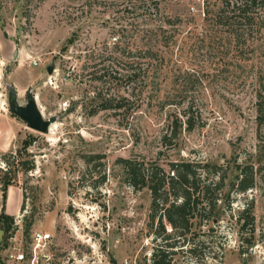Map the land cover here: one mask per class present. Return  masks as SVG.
Segmentation results:
<instances>
[{
  "label": "rangeland",
  "instance_id": "1",
  "mask_svg": "<svg viewBox=\"0 0 264 264\" xmlns=\"http://www.w3.org/2000/svg\"><path fill=\"white\" fill-rule=\"evenodd\" d=\"M85 1L32 0L24 11L23 0H3L0 9V212L6 207L15 216L24 248L34 230H47L53 235L49 257L40 264H154L160 241L172 252L171 264H264V180L246 193L232 192L230 205L220 202L218 220L208 217L210 205L205 210L200 205L186 235L163 217L166 231L156 238L163 210H153L150 188L132 186L124 168L127 159L169 175L174 163L187 160L217 163L224 171L235 148L242 155L255 148L252 90L244 88L241 71L229 64L223 48L199 39L208 30L202 0L192 8L184 4L189 0L162 4L164 12L184 13L183 31L172 48L174 55L181 51L185 67L196 70L188 95L197 98L198 107L196 127L184 126L165 140L161 136L177 108L162 105L147 82H131V33L118 30L131 19H117L102 5ZM53 62L50 74L47 66ZM96 68H104L99 78L92 73ZM163 81L162 93L173 91L172 83ZM9 84L20 104L32 91L44 117L57 116L49 133L13 115ZM97 91L123 106L96 110ZM18 150L35 166L18 173L5 200L1 167L7 166L5 154ZM252 198L256 230L249 243L238 216ZM26 218L32 221L28 233ZM2 239L0 229V245Z\"/></svg>",
  "mask_w": 264,
  "mask_h": 264
},
{
  "label": "trees",
  "instance_id": "2",
  "mask_svg": "<svg viewBox=\"0 0 264 264\" xmlns=\"http://www.w3.org/2000/svg\"><path fill=\"white\" fill-rule=\"evenodd\" d=\"M30 1L32 0H23L24 11ZM168 1L171 0H86L83 3L85 5L98 3L106 11H112L117 19L127 17L131 19L130 24L121 23L118 29L119 34H124V30L131 33V82H137L139 79L140 83L147 82L151 90L155 91L156 99L161 98L159 101L162 105L168 104L177 108V113L170 115V121L161 136L163 140L175 137L184 126L189 131L193 130L196 127L195 111L198 108L197 98L188 95V92H191L190 85L196 84L194 79L196 70L185 67L186 62L181 60V51L179 55H174L172 48L176 44L177 33L183 31L181 28L185 25L182 22L184 13L164 12L162 4ZM172 2L180 4L184 3V0ZM193 2L195 0H189L184 4L192 8ZM202 2L204 15L202 19L208 30L199 39L203 43L208 41V46L211 45L216 50L223 48L224 56H231L229 64L241 71L244 88L252 90L257 142L254 150L246 151L243 155L235 148L233 159L228 162L224 171H222L224 166L217 163L200 165L185 160L174 163L169 175H165L161 174L158 167L146 168L143 164L124 159V168L131 185L139 188L149 187L153 196V210H163L155 231L156 238L166 231L163 217L170 222L173 230L177 229V233L186 235L191 228V219L197 216L193 211L200 205H204L203 210L205 205H210L208 217L214 221L218 220L214 215L220 217L215 211L220 202L222 205H230L232 192L246 193L256 188L259 180H264V0H202ZM0 9H3V0H0ZM76 35L74 32L73 36ZM117 43L120 44V41ZM171 64L173 67H170ZM84 70L82 65V71ZM102 70L104 68L92 71L95 78H99L98 72ZM163 79L172 83L173 91L162 93L165 89ZM93 100L96 102V110H116L123 106L115 104V99L102 91H97ZM30 142L25 141L26 144ZM8 154H5L7 166L1 167L3 171L1 188L5 200L8 189L13 185L18 173L28 172L35 166L34 163L19 157L20 150L15 155ZM233 172L234 177H230ZM169 195L175 196L172 201L169 200ZM254 203V198L250 199L238 216L239 221L243 220L241 233L243 236L244 232L247 234L243 238L249 243H253L249 238L255 235L256 230V218L251 215ZM199 218L201 223L202 214ZM31 224L32 221L26 218V233L29 232ZM16 228L15 216L8 213L4 207L0 212V229L3 231L0 264H6L3 250L8 246L9 238ZM163 244L161 241L157 244L154 264L172 263L169 256L172 252ZM166 246L173 247L172 244Z\"/></svg>",
  "mask_w": 264,
  "mask_h": 264
},
{
  "label": "water",
  "instance_id": "3",
  "mask_svg": "<svg viewBox=\"0 0 264 264\" xmlns=\"http://www.w3.org/2000/svg\"><path fill=\"white\" fill-rule=\"evenodd\" d=\"M55 63L47 66L48 73H53ZM8 90V105L10 111L22 119L29 128L42 133H49L51 125L56 122L57 116L52 115L45 118L41 108L39 107L37 97L32 91H28L25 104H20L18 99V91L14 85L9 84ZM3 211V209L1 210Z\"/></svg>",
  "mask_w": 264,
  "mask_h": 264
},
{
  "label": "built area",
  "instance_id": "4",
  "mask_svg": "<svg viewBox=\"0 0 264 264\" xmlns=\"http://www.w3.org/2000/svg\"><path fill=\"white\" fill-rule=\"evenodd\" d=\"M17 224H21V221ZM52 233L47 230H34L31 236V243L25 249L23 242L18 239L17 233L9 238L8 246L3 250L4 260L24 262L27 264H40L41 261L48 260V245L52 239Z\"/></svg>",
  "mask_w": 264,
  "mask_h": 264
}]
</instances>
